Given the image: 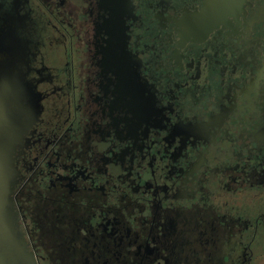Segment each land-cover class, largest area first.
<instances>
[{
    "label": "flooded vegetation",
    "instance_id": "flooded-vegetation-1",
    "mask_svg": "<svg viewBox=\"0 0 264 264\" xmlns=\"http://www.w3.org/2000/svg\"><path fill=\"white\" fill-rule=\"evenodd\" d=\"M0 64V264H264V0H0Z\"/></svg>",
    "mask_w": 264,
    "mask_h": 264
},
{
    "label": "water",
    "instance_id": "water-1",
    "mask_svg": "<svg viewBox=\"0 0 264 264\" xmlns=\"http://www.w3.org/2000/svg\"><path fill=\"white\" fill-rule=\"evenodd\" d=\"M0 64V68H1ZM12 85L4 81L0 75V106L4 101H12L11 93ZM11 93V94H10ZM15 102V101H14ZM2 110L0 108V215L6 213L7 204H10L9 198L14 184L15 170L13 167L12 152L16 144L21 141L23 133L20 126H12L5 121ZM9 231V227L3 225ZM8 227V228H7ZM9 233V232H8ZM10 237H14L13 233H9Z\"/></svg>",
    "mask_w": 264,
    "mask_h": 264
},
{
    "label": "rangeland",
    "instance_id": "rangeland-1",
    "mask_svg": "<svg viewBox=\"0 0 264 264\" xmlns=\"http://www.w3.org/2000/svg\"><path fill=\"white\" fill-rule=\"evenodd\" d=\"M20 264H26L25 262H22L21 260H20Z\"/></svg>",
    "mask_w": 264,
    "mask_h": 264
}]
</instances>
